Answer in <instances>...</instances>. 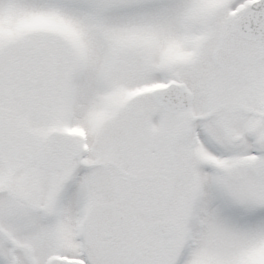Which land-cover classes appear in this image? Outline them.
<instances>
[{
    "label": "snow or ice",
    "instance_id": "1",
    "mask_svg": "<svg viewBox=\"0 0 264 264\" xmlns=\"http://www.w3.org/2000/svg\"><path fill=\"white\" fill-rule=\"evenodd\" d=\"M0 264H264V0H0Z\"/></svg>",
    "mask_w": 264,
    "mask_h": 264
}]
</instances>
